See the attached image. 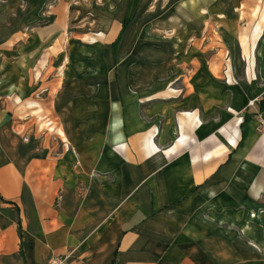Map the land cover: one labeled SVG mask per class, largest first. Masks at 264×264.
<instances>
[{"label": "crops", "instance_id": "obj_1", "mask_svg": "<svg viewBox=\"0 0 264 264\" xmlns=\"http://www.w3.org/2000/svg\"><path fill=\"white\" fill-rule=\"evenodd\" d=\"M264 0H0V264H264Z\"/></svg>", "mask_w": 264, "mask_h": 264}, {"label": "built area", "instance_id": "obj_2", "mask_svg": "<svg viewBox=\"0 0 264 264\" xmlns=\"http://www.w3.org/2000/svg\"><path fill=\"white\" fill-rule=\"evenodd\" d=\"M260 124L262 130L264 132V117L260 116ZM48 264H69V257L68 256H56L50 259Z\"/></svg>", "mask_w": 264, "mask_h": 264}]
</instances>
